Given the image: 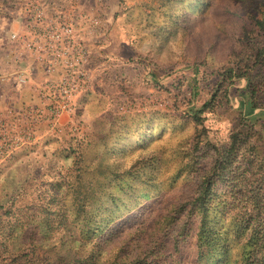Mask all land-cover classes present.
<instances>
[{
  "label": "rangeland",
  "instance_id": "1",
  "mask_svg": "<svg viewBox=\"0 0 264 264\" xmlns=\"http://www.w3.org/2000/svg\"><path fill=\"white\" fill-rule=\"evenodd\" d=\"M86 1L119 54L115 71L110 62L98 71L107 108L79 112L76 133L44 128L0 158V264L127 257L134 245L124 247L125 238L162 232L174 204L215 203L225 189L215 162L234 131L256 121L261 134L242 144L264 151V72L254 65L262 37L251 17L261 0ZM205 177L212 194H197ZM195 243L184 246V264L195 261ZM153 246L165 249V235Z\"/></svg>",
  "mask_w": 264,
  "mask_h": 264
},
{
  "label": "trees",
  "instance_id": "2",
  "mask_svg": "<svg viewBox=\"0 0 264 264\" xmlns=\"http://www.w3.org/2000/svg\"><path fill=\"white\" fill-rule=\"evenodd\" d=\"M254 7L257 13L252 14V22L262 37L255 48L254 65L264 72V0ZM242 75L248 79L251 96L258 98L261 89L252 84L248 72ZM257 107L253 105L252 110ZM257 124L254 121L234 131L218 152L215 175L225 189L217 194L214 204L210 199L174 204L165 214V226L159 230L162 232L157 228L155 232H143L140 238L132 232L124 240V247L134 245L130 255L117 254L108 264H184V246L194 237L195 261L188 264H264V151L242 144L243 139L261 134ZM212 179L205 177L204 187L198 186L196 193L212 194ZM217 218L222 220L219 228ZM150 225L153 227V222ZM161 235H165V249L151 252L153 246L148 251Z\"/></svg>",
  "mask_w": 264,
  "mask_h": 264
},
{
  "label": "built area",
  "instance_id": "3",
  "mask_svg": "<svg viewBox=\"0 0 264 264\" xmlns=\"http://www.w3.org/2000/svg\"><path fill=\"white\" fill-rule=\"evenodd\" d=\"M67 5V10L49 18L39 0H30L28 35L11 34L32 61L15 72V80L34 90L39 102L0 112L1 159L37 142L41 126L53 133H76L81 128L78 99L94 81L82 31L98 33L104 19L98 10L77 8L70 0Z\"/></svg>",
  "mask_w": 264,
  "mask_h": 264
},
{
  "label": "crops",
  "instance_id": "4",
  "mask_svg": "<svg viewBox=\"0 0 264 264\" xmlns=\"http://www.w3.org/2000/svg\"><path fill=\"white\" fill-rule=\"evenodd\" d=\"M29 1L18 0V2L12 3L10 0H0V112L9 107L20 109L29 103L39 102L35 91L30 87L20 86L14 77L17 70L27 67L32 62L26 55L25 50L11 38L13 32H18L20 37L26 36L29 33V24L31 23L28 13ZM39 1L49 18L56 17L63 9L67 10L68 6L64 0H62L63 3H60L59 0L58 4L57 0ZM52 2L54 4H51ZM87 4L86 0H78L77 8L87 9ZM104 25H106V22ZM105 27L103 26V30L98 33L95 32L96 34L94 33V35H91L86 29L82 31L85 43L90 49L88 67L94 78L92 87L78 99L79 112L82 111V116H86L89 109L94 106L99 108L98 116L104 113V111L100 112V110L107 108V102L104 95L100 94L99 89H97V85L99 86L101 83L98 80L100 75L98 71H102L100 69L103 68V65L109 62V67L114 71L118 66L113 58L115 59L119 54H116L117 50L115 49L112 50L113 53L109 50L110 43H107L106 34L104 33ZM131 71L132 81L139 82L140 78H138L137 72H134L136 70ZM44 128L47 127L41 126L40 132Z\"/></svg>",
  "mask_w": 264,
  "mask_h": 264
}]
</instances>
